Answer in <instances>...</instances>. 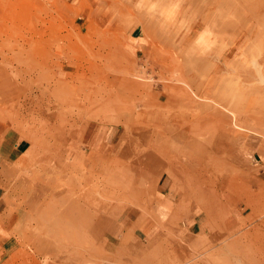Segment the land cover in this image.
Segmentation results:
<instances>
[{
	"label": "rangeland",
	"instance_id": "374dc122",
	"mask_svg": "<svg viewBox=\"0 0 264 264\" xmlns=\"http://www.w3.org/2000/svg\"><path fill=\"white\" fill-rule=\"evenodd\" d=\"M235 5L250 60L185 68L162 35L129 52L121 5L0 0V264H264V175L241 160L264 137V0ZM186 72L223 74L224 94H173L168 121L162 95L190 90ZM112 126L122 139L104 138ZM159 182L203 209L199 227L157 219Z\"/></svg>",
	"mask_w": 264,
	"mask_h": 264
},
{
	"label": "crops",
	"instance_id": "0c3cea01",
	"mask_svg": "<svg viewBox=\"0 0 264 264\" xmlns=\"http://www.w3.org/2000/svg\"><path fill=\"white\" fill-rule=\"evenodd\" d=\"M90 1H97L99 4L106 2L121 5L124 11L132 15V21L125 31V45L129 52L135 55L150 51L152 42L158 39L156 36L162 35L161 41L164 50H177L181 66L185 68L193 66L219 68L220 64L233 67L236 62L243 65V62L250 60V55L246 56V52L251 50L250 43H248L250 41L246 39V36L250 34L248 31L250 26L243 27L238 25L239 22H236V20L241 19L240 13H244L239 12L235 5L239 3V0ZM246 13L248 12L246 11ZM240 34L244 36L242 41L240 38L235 37ZM180 36L185 37L178 43L177 40L180 39ZM238 43L239 47L237 46ZM240 51L243 53L240 54ZM201 73L204 74L202 71ZM198 77L204 78L198 72L196 74L195 72H186L185 79L190 90L181 92L179 90L169 95H162V103L166 110L165 114L169 115L168 121L175 119L174 109L176 110V104L180 101L173 94L197 95L198 99L217 98L219 94H224V91H220V80L221 78L224 81L228 79L224 78L223 74L213 75L210 81H204L207 83L199 80ZM131 131L133 130L124 128V135L128 133L129 137ZM103 136L107 141L114 142L122 139L121 136L123 135L120 133L119 126H112L104 132ZM135 139L138 140V137ZM27 143L20 142L17 147L14 144L12 149L7 150L6 148V150H3L4 157L9 160H13L12 157L18 158V156L28 151L29 146ZM221 143L223 142H219V145ZM137 145H139L138 142ZM226 145L229 146L230 142H227ZM246 147L247 149L243 152L241 160L247 164V168L251 169L249 170L250 173L264 175V137L250 135L249 145ZM229 152L228 161L234 166L233 149ZM159 185H161L160 182L157 187L154 186L152 192H155L154 209H156V217L161 223L172 221L171 217L179 210L182 218V228L188 227V229L194 230L202 224L204 212L196 202L193 201L188 206V200L182 193L177 191L168 192L169 188L160 189ZM134 212L135 208L131 207L130 213L115 224V231L121 228L124 230L131 229L137 218H139L136 214L134 215ZM154 224L158 225V223H152V226Z\"/></svg>",
	"mask_w": 264,
	"mask_h": 264
}]
</instances>
